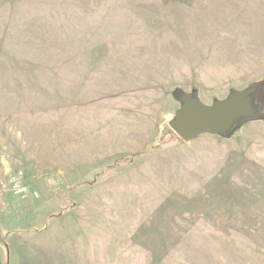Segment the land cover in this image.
Instances as JSON below:
<instances>
[{"label": "rangeland", "instance_id": "obj_1", "mask_svg": "<svg viewBox=\"0 0 264 264\" xmlns=\"http://www.w3.org/2000/svg\"><path fill=\"white\" fill-rule=\"evenodd\" d=\"M3 183L0 264H264V0H0Z\"/></svg>", "mask_w": 264, "mask_h": 264}, {"label": "water", "instance_id": "obj_2", "mask_svg": "<svg viewBox=\"0 0 264 264\" xmlns=\"http://www.w3.org/2000/svg\"><path fill=\"white\" fill-rule=\"evenodd\" d=\"M254 88L232 92L225 100H218L211 106L205 105L198 97L183 94L182 106L171 129L185 142L204 134L223 135L231 131L239 119H250L256 115L251 97Z\"/></svg>", "mask_w": 264, "mask_h": 264}, {"label": "built area", "instance_id": "obj_3", "mask_svg": "<svg viewBox=\"0 0 264 264\" xmlns=\"http://www.w3.org/2000/svg\"><path fill=\"white\" fill-rule=\"evenodd\" d=\"M7 193V185L0 184V201L4 198L5 194Z\"/></svg>", "mask_w": 264, "mask_h": 264}]
</instances>
